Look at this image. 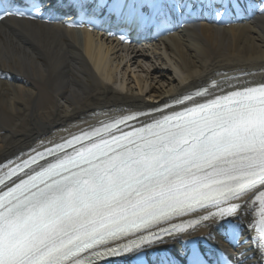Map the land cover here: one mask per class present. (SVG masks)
Here are the masks:
<instances>
[{"label":"snow or ice","instance_id":"6c2138e0","mask_svg":"<svg viewBox=\"0 0 264 264\" xmlns=\"http://www.w3.org/2000/svg\"><path fill=\"white\" fill-rule=\"evenodd\" d=\"M105 115L0 164V264H101L246 210L264 256V82L212 80L162 108ZM188 264H205L195 247Z\"/></svg>","mask_w":264,"mask_h":264},{"label":"bare ground","instance_id":"6f19581e","mask_svg":"<svg viewBox=\"0 0 264 264\" xmlns=\"http://www.w3.org/2000/svg\"><path fill=\"white\" fill-rule=\"evenodd\" d=\"M243 7L247 18L229 6L236 23L226 18L219 25L192 24L141 47L57 24L0 22V164L38 148L41 140L59 142L99 126L105 113L162 107L212 80L264 82V2L249 0ZM252 219L246 210L156 244L151 252L175 254L182 240L197 238L226 247L232 257L240 254L239 264H264L256 233L246 227ZM234 228L241 233L235 246Z\"/></svg>","mask_w":264,"mask_h":264},{"label":"rangeland","instance_id":"374dc122","mask_svg":"<svg viewBox=\"0 0 264 264\" xmlns=\"http://www.w3.org/2000/svg\"><path fill=\"white\" fill-rule=\"evenodd\" d=\"M133 65H137V63L135 64V63L133 62L132 66H133ZM137 66H138V65H137ZM134 67H135V66H134ZM134 67H132V69H133ZM138 68H139V67H138ZM129 74H130V73H129Z\"/></svg>","mask_w":264,"mask_h":264}]
</instances>
